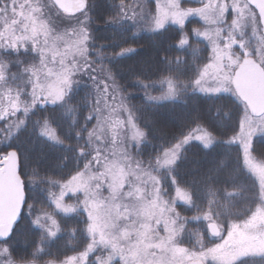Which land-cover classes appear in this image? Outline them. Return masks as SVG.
Masks as SVG:
<instances>
[{
    "label": "snow or ice",
    "instance_id": "snow-or-ice-1",
    "mask_svg": "<svg viewBox=\"0 0 264 264\" xmlns=\"http://www.w3.org/2000/svg\"><path fill=\"white\" fill-rule=\"evenodd\" d=\"M150 2L0 0V264H264V0Z\"/></svg>",
    "mask_w": 264,
    "mask_h": 264
},
{
    "label": "trees",
    "instance_id": "trees-1",
    "mask_svg": "<svg viewBox=\"0 0 264 264\" xmlns=\"http://www.w3.org/2000/svg\"><path fill=\"white\" fill-rule=\"evenodd\" d=\"M98 26L103 27V25H98ZM102 42L106 43V41H102ZM163 46L167 47V44H164ZM137 47L140 49L141 55L135 57L132 60L127 61V64L130 67H133V68L140 70L142 62L149 60L150 57L152 56L153 48H152V45L149 41H144L141 45H138ZM200 47H202V45H200ZM178 54L179 53H177V52L171 53V55H173V56L178 55ZM184 58L187 59V57H184ZM153 78H155V77H153ZM122 83H124L128 87V92H129V96H130V99H129L130 104L134 105L136 108H138L142 111L146 110V105H145V102L143 99L144 93L140 89L132 86L135 83V80L133 78L129 77L128 79L122 81ZM153 94L157 95L158 93L154 92ZM193 106H199L201 108V110H204L208 107V105L201 104L199 101H194ZM150 115L154 116V119H155L156 123L158 124L159 128L162 129L163 133L168 135V136L178 135L179 132L181 131L182 125H183L184 129H186L187 127L190 126V125H188L186 120L183 118L182 113H181V109L178 107L177 108H173V107L160 108L157 110H153V112H151ZM222 131L223 130L221 129V132ZM218 138L222 139L224 137L222 135H218ZM153 143H157V142L153 141ZM150 150L151 149H149V151ZM261 151H264V149H261ZM189 156H190V158L198 159V158H200V153H198L197 149L192 148L191 151L189 152ZM185 214L191 215V213H185ZM31 239H34V237H29L28 242H30ZM65 243H66V241L61 240L59 245H57V248L53 249V253L56 255H60L61 252H63L65 250L64 249ZM57 249H59V251H57ZM68 254H72V253L69 252Z\"/></svg>",
    "mask_w": 264,
    "mask_h": 264
},
{
    "label": "rangeland",
    "instance_id": "rangeland-1",
    "mask_svg": "<svg viewBox=\"0 0 264 264\" xmlns=\"http://www.w3.org/2000/svg\"><path fill=\"white\" fill-rule=\"evenodd\" d=\"M148 7H150V8L152 7V4H151L150 0H148ZM191 25L194 26V27H199L200 23L196 22V23H192Z\"/></svg>",
    "mask_w": 264,
    "mask_h": 264
},
{
    "label": "flooded vegetation",
    "instance_id": "flooded-vegetation-1",
    "mask_svg": "<svg viewBox=\"0 0 264 264\" xmlns=\"http://www.w3.org/2000/svg\"><path fill=\"white\" fill-rule=\"evenodd\" d=\"M186 27H194V26H192V25H186Z\"/></svg>",
    "mask_w": 264,
    "mask_h": 264
}]
</instances>
